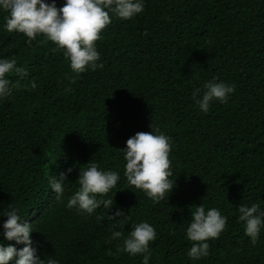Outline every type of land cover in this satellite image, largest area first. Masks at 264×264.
<instances>
[{
	"label": "trees",
	"instance_id": "1",
	"mask_svg": "<svg viewBox=\"0 0 264 264\" xmlns=\"http://www.w3.org/2000/svg\"><path fill=\"white\" fill-rule=\"evenodd\" d=\"M24 41L0 27V57H15L28 73L9 74L15 87L0 100V208L11 203L33 223L40 258L141 264V254L123 251V238L146 221L157 233L149 264H264V228L251 244L237 211L251 203L264 209V0H145L131 19L111 15L96 41L104 67L80 74L41 36L30 47ZM213 77L234 84L235 92L204 114L191 93ZM152 127L172 141L174 188L158 203L127 184L119 150ZM88 160L121 174L103 197L114 192L113 205L92 214L65 207ZM68 167L58 200L48 177ZM200 203L228 221L208 241L209 255L192 260L185 228ZM116 208L129 219H110ZM113 231L122 236L112 238Z\"/></svg>",
	"mask_w": 264,
	"mask_h": 264
},
{
	"label": "clouds",
	"instance_id": "2",
	"mask_svg": "<svg viewBox=\"0 0 264 264\" xmlns=\"http://www.w3.org/2000/svg\"><path fill=\"white\" fill-rule=\"evenodd\" d=\"M144 9L145 0H63L59 7L57 0H0V19L3 20L0 27L8 33L23 34L24 43L29 47L41 36V42H51L54 50H61L72 72L80 74L104 67L96 41L101 39L102 30L111 23V15L128 20ZM9 74L23 78L28 73L26 68L17 65L15 57H0V100L10 97L15 87ZM29 84L32 89L37 87L35 81H29ZM234 92V84L213 77L194 87L191 99L200 112L207 114L213 102L227 103ZM171 147V138L152 127L148 132H136L127 138L125 147L119 149L127 184L143 192L153 203L165 198L168 200L174 188V180L170 179ZM71 172L72 167H68L58 177H48L49 188L56 194V199L63 197L67 188V173ZM120 179L121 174L117 171L102 169L96 162L88 160L87 166L79 169L76 178L78 188L67 198L65 207L87 214H92L101 206L110 208L114 203V192L111 198L103 197L117 187ZM237 211L238 220L243 222L244 235L255 245L264 228V209L257 203H251L250 206L239 204ZM0 217H5L0 222V264H8L9 261L12 264H60L52 256L42 259L37 255V248L30 236L35 230L33 223L25 220L18 207L10 203L6 209L0 208ZM121 217L124 221L129 219L120 208L109 216L112 220ZM227 221L228 217L222 215L219 209H206L201 203L196 205L185 228L186 239L191 242L186 255L192 260L207 257L208 241L220 236ZM111 236L117 239L122 233L113 231ZM156 238L155 228L141 221L123 238V251L129 255L141 254V264H149V243ZM5 241H15L23 247L17 249Z\"/></svg>",
	"mask_w": 264,
	"mask_h": 264
}]
</instances>
